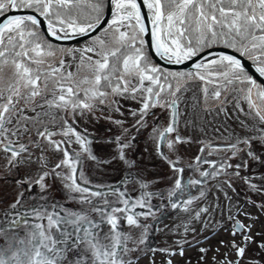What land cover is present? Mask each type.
I'll list each match as a JSON object with an SVG mask.
<instances>
[{"label":"snow or ice","instance_id":"6c2138e0","mask_svg":"<svg viewBox=\"0 0 264 264\" xmlns=\"http://www.w3.org/2000/svg\"><path fill=\"white\" fill-rule=\"evenodd\" d=\"M85 2L90 11L82 19L76 10ZM9 12L31 14L8 15ZM108 12H111L110 20L106 19ZM146 20L151 24L150 47L161 60L180 64L199 57L206 49L211 56L210 49L223 44L238 52L239 57L251 60L256 73L264 77V0H0V151L9 154L8 167L17 169L36 161L43 164L48 150L63 151L64 159L34 183L44 191L47 189L45 178L61 175L57 169L67 167L69 171L62 173L63 179L69 181L65 187L79 193L81 202L91 205V210L99 217H90L84 212L66 211L63 215L55 211L41 212L34 207L20 212L17 211L21 205L18 197L10 206L14 213L12 219L0 221V238L3 240L0 264H135L139 254L145 251V248L129 246L136 241L131 233L123 232L120 224L126 220L130 227L143 228L138 243L146 246L150 226L140 217L154 215L149 201L144 196L133 201L121 192L119 202L123 207L114 206L106 199L104 206L98 207L99 200L94 202L90 197H101L102 194L77 182V164L81 158L79 153L70 154L69 139L66 138L74 137L75 142L88 152L87 158L97 159L85 147L86 137L81 136L75 125L79 120L95 116L98 110L102 112L103 108L99 106L120 112L122 100H135L140 93L142 106L132 113L139 115L133 126L137 131L147 127V118L156 116L151 109L170 110L168 125L163 129L154 128L153 139L157 142V154L173 173L167 197L174 209L181 207L187 211V206L194 200L206 198L203 189H200L199 197L191 196L192 188L217 179L222 173L228 175V169L232 167L238 176V170L247 166V161L234 166L230 163L217 165L196 156L195 162L209 163L211 171L204 170L199 176L186 178L179 154L182 145L193 141L179 132V82L201 81L206 101L207 85H214L211 93L214 101L220 100L225 92L243 93L244 100L262 123L264 115L253 95L264 102V84H258L248 74L242 60L234 55L204 59L194 64V72L187 74L165 72L152 62L150 53L145 50ZM97 32L110 33L111 43L103 36L93 37L92 34ZM78 37H88L92 43L80 49L53 43ZM172 81H176V87ZM221 111L226 110L221 108ZM104 118L123 127V121L111 116ZM57 121L61 125L59 132L49 126ZM128 132L123 128L122 133L114 137L116 154L120 160L135 167V161L129 160L125 151L132 149L135 140V137L132 140L126 138ZM32 135L36 139L31 143H19L21 138ZM57 135L58 140L55 139ZM252 139L245 137L227 145L232 149L231 158L247 150L250 160H261L252 148ZM258 139L264 148V135ZM165 141L168 152L173 153L175 159L164 151ZM241 144L244 148L239 147ZM34 149L40 150L36 161L33 160ZM79 178L84 184L88 183L82 172ZM224 183L231 186L230 180ZM141 184L147 187V184ZM151 195L163 198V193H145V196ZM185 195L187 199H181ZM137 208L147 211L137 212ZM208 212L207 207L201 208L195 218ZM10 214L5 213V216ZM29 217L46 220V224L31 223ZM230 219L234 221L231 235L242 238V244L233 240L232 247L237 256L243 257L247 246L256 243L250 235L253 225H246L235 216ZM104 226H109L108 233L103 232ZM258 247L264 249V243ZM160 251L170 256L184 255L182 247L178 253L170 249ZM206 251L200 249L201 253ZM166 264H172V261L168 260Z\"/></svg>","mask_w":264,"mask_h":264},{"label":"flooded vegetation","instance_id":"af4514ba","mask_svg":"<svg viewBox=\"0 0 264 264\" xmlns=\"http://www.w3.org/2000/svg\"><path fill=\"white\" fill-rule=\"evenodd\" d=\"M145 10L147 13L146 8ZM99 34H101V32L97 33L95 36ZM89 40L90 39H87L86 41L77 45L61 46L80 49L86 46V44L91 43ZM145 50L147 51L146 45ZM78 56L79 53H77V57ZM152 62L155 63L153 60ZM162 69L165 72L172 73L187 74L190 72L186 70H171L166 68ZM73 70H75V67ZM133 83H135V81ZM172 83L173 87L177 86L176 81H172ZM179 83L181 87V91L178 93L180 113L181 106H184L185 108L190 106V108H192L193 105V98L191 99L193 96L190 94V92L187 94L184 93V89L187 87L186 84L193 83L188 86H193L195 84L197 87H199V84H201V88L204 85L201 81L195 79L187 81L182 80ZM207 87L211 90H209V92L212 93L214 85H207ZM202 94L203 93H201V95ZM241 97V95L238 97H227V102L231 103V99L235 98V104L232 103V105L234 104V106H237L239 103H241ZM126 101L130 104L128 107H126L128 110L124 107L128 103L123 104L120 112H117L120 114L119 117L114 116L110 108L103 106L104 109L102 112L98 110L95 116L79 120L75 125L81 136L86 137L85 147L89 148L97 159L87 158L88 152L84 151L81 145L75 142L74 137L66 139H69L68 148L70 154H80L81 162L77 164V182L80 183L82 187H88L91 191L100 192L102 194L101 197H90V199H92L94 202L99 200V203L97 204L98 207L104 206L105 199L110 201L114 206L123 207V204L119 202L120 199H122L120 196L121 192H123L126 197L133 201L141 198L142 196H144V198L149 201V203L152 205L154 215L148 216L147 218L141 216L140 219L144 224L150 226L147 233V237L150 238V233L155 231L156 223L160 221L165 215L177 209L171 207L167 197V192L172 185L173 173L171 172L169 165L157 154V142L155 139H153L154 128L163 129L168 125L170 110L160 107L151 109V111L156 113V116L147 118V127H142L139 129V131H137L133 126L136 125L139 115L133 116L132 113L138 112L142 106L141 94L138 93L137 99L135 100L131 99V101H129L127 99ZM242 105L245 106V103H242ZM183 115L185 121L184 125L181 126L183 127L182 130L180 131L179 129V132L185 138L193 141L187 134L184 133V128L186 127L185 125L188 123L187 110H184ZM106 116H111L115 120L123 121V127L116 125L109 119H105L104 117ZM49 126L54 127L57 132H59L61 129L59 121L55 122L54 124H49ZM123 128H127L129 130L126 137L128 140H132V138L135 137L132 149H125L129 160L135 161V167H132L120 160L116 154L117 143L114 140V137L119 136L122 133ZM223 134L229 137L219 135V137H221L220 139H215L214 137L207 138L208 141L199 146V149L194 148V141L181 146L179 155L180 157H184L185 161L181 162L180 160V164L185 168L187 174L186 178L199 176V173L204 170L211 171V166L209 163L201 161L199 164H197L194 160L196 156H202L204 160L215 162L217 165L224 164L223 162H226L225 158L227 156L232 157V152L226 151H232V149L228 148L227 145L235 143L238 139H235L232 137V135H229V133ZM171 135H174V133L169 134V138ZM35 139V135L25 136L19 140V143L28 144ZM55 139H60L59 135H57ZM205 139L206 138H202L201 141ZM240 146L242 145H239V147ZM202 148L206 149V151L202 152ZM214 149H219V151ZM33 151L35 153L33 160L36 161V156L40 154V150L34 149ZM164 151L168 152L166 141L164 142ZM222 152L224 153L221 155ZM209 153H211V155H209ZM168 154L173 156L175 159V155L173 153L168 152ZM8 155V153L0 151V221L6 222L12 219L14 213H12L10 206L17 200L18 197L21 198V205H18L17 208V211L20 212L29 211L34 207L41 212L46 211L51 213L55 211L59 212L61 215H63L66 211L84 212L90 217H95L97 219L99 218L98 214L91 210V205L81 202L79 193L70 192L69 189L65 187V184L69 183V181H65L63 179L62 173L69 171L67 167L57 169V172L61 173V175H48L45 178L47 189L44 191H42L39 184L34 183L45 171L51 170L57 163L64 159L63 151L48 150L45 152V161L43 164L39 161H36L31 164L22 165L19 169L8 167ZM190 163L192 164L191 168L188 167ZM80 172L83 173V179L88 181L87 184H84L79 178ZM222 175L223 173L219 178L216 179L218 183L221 182L220 178ZM129 176L135 178L126 179ZM141 182L147 184V187H142ZM200 189L205 190L207 193V182L200 185L198 188L191 189V196L199 197ZM145 193H163V198H161L159 195L145 196ZM181 199H187V195L181 197ZM201 199L202 198L194 200L193 203L198 202V200ZM135 211H147V209L137 208ZM5 213L11 214L5 216ZM29 219L31 223L46 224V220L41 221L35 217H29ZM5 226L7 225L5 224ZM120 228L123 230V232L131 233L133 235V239L136 241V243H130V247L145 248L144 252H146L147 249L155 245L153 243H148L149 238L147 239L146 246L140 245L138 243L140 234L144 231L143 228L136 229L130 227L126 220L121 221ZM109 231V226L103 227L104 233H108ZM21 234H23L22 229ZM0 243H3L2 238H0Z\"/></svg>","mask_w":264,"mask_h":264},{"label":"rangeland","instance_id":"374dc122","mask_svg":"<svg viewBox=\"0 0 264 264\" xmlns=\"http://www.w3.org/2000/svg\"><path fill=\"white\" fill-rule=\"evenodd\" d=\"M99 35L110 43V33ZM89 41L92 43L91 40ZM196 92L197 95L196 98H193L192 108L190 106L187 108L180 107L179 119L181 131L183 128L181 126L184 125L185 121L184 110H187L188 123L185 125L186 127L184 126V133L194 141V148L199 149V146L208 141L207 138L220 139L219 135L226 136L223 133H229L235 139L253 138L252 148L261 157V160H250L247 156V150L234 158L227 156L226 158L231 159H225L224 164L230 163L234 166L247 161V166L238 170V176L235 174L237 171L235 167L229 168L228 175L223 174L220 183L216 179L208 180L206 198L188 205L187 211L179 207L158 221L155 231L150 233V238L147 237L149 244H155L150 249L156 251L147 250L140 253L135 264H153V262L154 264H166L168 260H171L172 264H228L229 261L232 264H264V249L258 247L259 244L264 243V207H262L264 206V148L261 147L258 139L264 135V131H262L264 130V123L250 109L246 100H244L245 106L241 102L234 109L227 110V97L232 94L231 91L225 92L218 101L212 100L210 92L207 101L203 94L199 97L198 89ZM184 93H189L188 88L185 87ZM235 93L237 97L243 95V93ZM256 98L253 95V100L260 106L261 115H264V102ZM128 100L131 101V99ZM123 104H126L125 108L130 105L126 100L121 101V105ZM99 107L104 109L103 106ZM221 108L226 111H221ZM112 114L117 117L120 116L113 110ZM202 138L206 139L201 141ZM240 148H244V145ZM214 150L219 151V149ZM180 160L184 162L185 158L180 157ZM225 180H230L231 186L224 183ZM204 207H207L209 212L201 214L200 218L196 219L195 214ZM231 216H235L236 220L246 225H253L250 235L253 236L256 243L247 246L243 257L237 256L235 248L232 247L233 240L236 244H242V238L240 235L235 237L231 235L232 224L234 223L230 219ZM192 229L195 231L193 232ZM185 240L189 243H183ZM181 247L184 249L183 256L179 254L170 256L166 252L160 251L161 249H170L178 253ZM201 248L207 251L201 253Z\"/></svg>","mask_w":264,"mask_h":264},{"label":"water","instance_id":"95a60500","mask_svg":"<svg viewBox=\"0 0 264 264\" xmlns=\"http://www.w3.org/2000/svg\"><path fill=\"white\" fill-rule=\"evenodd\" d=\"M139 2V0H138ZM23 14H31L30 12L28 13H23V12H9L8 15H23ZM144 14L147 16L146 10L144 9ZM111 17V12H108L106 14V19L109 20ZM146 26L148 28V31L143 34V38L145 41V45L147 48V51L150 53L152 60L158 64L159 66H161L162 68H166V69H171V70H186V71H190L193 72L194 71V64L198 63V62H202V60L204 59H212L218 55H234L237 56V58H240L242 60V63L245 65L246 71L248 72L249 75H251L254 79H256V81L259 84H264V77H260L258 73H256L255 71V66L246 58L244 57H239V54L227 49V48H220V47H214L211 48V56L208 55V51L209 50H205L203 53H201V55L199 57H194L192 60H188V61H184L180 64H176V63H169L166 62L164 60H161L159 56H157L151 49L150 45L152 44V37H151V24L148 20L145 21ZM107 26V24L105 23V27ZM99 33V32H97ZM97 33H93L92 36H95ZM51 39V38H50ZM87 39H89L88 37H78L74 40H70V41H53V43L55 44H59V45H77L79 43H82L84 41H86Z\"/></svg>","mask_w":264,"mask_h":264},{"label":"trees","instance_id":"16d2710c","mask_svg":"<svg viewBox=\"0 0 264 264\" xmlns=\"http://www.w3.org/2000/svg\"><path fill=\"white\" fill-rule=\"evenodd\" d=\"M78 13H79V15L81 16V18L83 19V18H86L87 17V15H88V13H89V11H90V9L87 7V3L85 2V3H82L80 6H79V8L76 10ZM102 33V32H101ZM213 47H222V48H227V49H230V50H232V51H234L232 48H229V47H226V46H224L223 44H218V45H214ZM235 52V51H234ZM236 53H238V52H236ZM239 54V53H238ZM245 58V57H244ZM249 60V59H248ZM249 61H251V60H249ZM252 62V61H251ZM74 69V68H73ZM190 84H193V83H188V84H186V88H188V90H189V92H190V94L193 96L192 98H196L195 97V95L197 94V89L199 90V95L201 96V93H202V88H201V84H199V87H197V85H193V86H188V85H190ZM195 87H197V88H195ZM200 88H201V91H200ZM210 90V89H209ZM211 91V90H210ZM232 92V94L231 95H229V97L231 98V97H233V96H235L236 95V93L234 92V91H231ZM233 93H234V95H233ZM242 94V93H241ZM199 96V97H200ZM257 100H258V98H256ZM232 100V102L231 103H227L226 105V109L227 110H230L231 108H233L234 109V104H235V98H232L231 99ZM243 100V101H242ZM241 102L242 103H244V98H243V95H242V97H241ZM232 103H234L233 105H232Z\"/></svg>","mask_w":264,"mask_h":264}]
</instances>
